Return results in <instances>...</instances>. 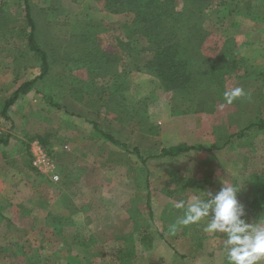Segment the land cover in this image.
I'll use <instances>...</instances> for the list:
<instances>
[{"label":"rangeland","instance_id":"rangeland-1","mask_svg":"<svg viewBox=\"0 0 264 264\" xmlns=\"http://www.w3.org/2000/svg\"><path fill=\"white\" fill-rule=\"evenodd\" d=\"M175 2L181 11L183 1ZM26 6L0 0V138L29 129L30 152L34 140L45 146L60 179L41 176L57 199L47 227L0 221V264H227L226 236L204 231L209 218L173 231L183 215L173 203L207 198L224 180L239 189L249 222L264 218V0H211L204 10L201 51L215 57L230 39L237 61L213 110L193 88L166 90L146 71L152 52L144 37L129 39L132 13L108 12L96 0H30L51 68L7 108L13 121L2 114L5 102L42 71L28 45ZM85 33L120 74L113 95L83 92L92 77L77 58ZM235 87L244 94L229 104L224 92ZM88 129L98 140L84 148L86 161L78 153ZM193 145L212 150L169 153ZM12 168L0 162L3 182Z\"/></svg>","mask_w":264,"mask_h":264},{"label":"trees","instance_id":"trees-1","mask_svg":"<svg viewBox=\"0 0 264 264\" xmlns=\"http://www.w3.org/2000/svg\"><path fill=\"white\" fill-rule=\"evenodd\" d=\"M111 13H132L133 18L127 24L130 27L129 39L138 35L147 39V49L152 52V58L146 62V71L154 74L162 82L166 90L189 89L199 92L200 106L206 101H213L212 110L216 109L217 101L222 97L226 77L235 67L236 55L232 51L234 43L228 39L224 43L223 52L215 57L203 54L202 45L207 32L203 27L204 10L211 0H182L181 11H176L175 0H96ZM26 16L30 26L28 45L32 51L40 55L41 74L29 81L23 82L4 104L3 114L14 103L20 94H26L38 79L45 78L51 68L50 56L36 41V25L32 16L30 0H25ZM126 26V25H125ZM91 34L85 33L78 59L88 68L91 80L84 85L83 92L105 93L113 95L119 88L120 74L115 71L110 55L94 40ZM78 39L75 40L77 42ZM123 43L120 41V44ZM90 44L93 46L91 47ZM75 53V52H73ZM70 60H73L70 58ZM74 67L77 64H69ZM107 75L114 77L110 85L97 86V78ZM73 83V81H72ZM81 90V89H80ZM108 91V92H107ZM61 105H59V108ZM203 108V106H202ZM96 126V125H95ZM115 143L117 141H114ZM190 150H212L203 145L176 147L171 155H177ZM168 153V152H167Z\"/></svg>","mask_w":264,"mask_h":264},{"label":"clouds","instance_id":"clouds-1","mask_svg":"<svg viewBox=\"0 0 264 264\" xmlns=\"http://www.w3.org/2000/svg\"><path fill=\"white\" fill-rule=\"evenodd\" d=\"M240 87L224 92L227 103L243 95ZM239 189L224 180L215 193L207 191V198L191 197L187 201L173 203L182 209L183 215L172 226H187L207 219L206 233H223V249L227 264H264V218L249 222L245 205L238 198Z\"/></svg>","mask_w":264,"mask_h":264},{"label":"crops","instance_id":"crops-1","mask_svg":"<svg viewBox=\"0 0 264 264\" xmlns=\"http://www.w3.org/2000/svg\"><path fill=\"white\" fill-rule=\"evenodd\" d=\"M15 113L17 114L18 111H15ZM8 119L14 121L13 118ZM14 124L15 122L12 123L11 128L18 126ZM86 131V137L82 139L84 147L81 149V153H78V157L81 159L85 157V160L89 161L91 157L86 154L87 150L84 148L93 145L94 141L98 140V137L95 134L94 136L90 129ZM29 132V129L22 127V135L10 132L11 134H7L6 137L3 136V139L0 138V144L5 146L0 152V157L2 158L0 162L10 163L11 167H13L9 175L10 178L8 177L9 180L7 178L8 181L5 180L3 182L0 176V221L5 220L6 223L4 225L17 223L23 227V223H28L32 226L47 227V221L51 219V215L55 212L54 208L57 199L52 194V190L40 186L43 174L31 166V152L28 143L32 139L29 136L35 135L33 133L28 134ZM76 146L75 144L71 145L72 149L76 148ZM56 149L54 147L51 150ZM60 155L56 156L61 157Z\"/></svg>","mask_w":264,"mask_h":264},{"label":"built area","instance_id":"built-area-1","mask_svg":"<svg viewBox=\"0 0 264 264\" xmlns=\"http://www.w3.org/2000/svg\"><path fill=\"white\" fill-rule=\"evenodd\" d=\"M31 164L33 168L46 175L52 181L60 179L52 154L38 140H34L31 143Z\"/></svg>","mask_w":264,"mask_h":264}]
</instances>
